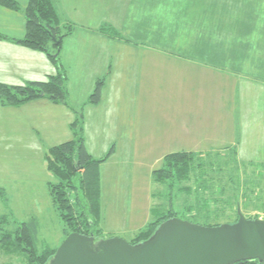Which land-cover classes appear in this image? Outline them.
<instances>
[{
	"label": "crops",
	"instance_id": "0c3cea01",
	"mask_svg": "<svg viewBox=\"0 0 264 264\" xmlns=\"http://www.w3.org/2000/svg\"><path fill=\"white\" fill-rule=\"evenodd\" d=\"M17 1L23 8L20 12L0 6V34L15 40L22 39L26 32L24 9L28 0ZM196 1L163 0L161 3L162 0H55L61 22L76 27L73 34L64 39L59 59L68 77L69 104L75 108L81 107L94 91L97 80L103 77L105 79L101 101L98 105L87 104L83 110L86 149L93 158L99 160L101 153L109 150L111 145L114 148L113 154L124 148L128 150L127 153L136 154L139 160L146 158V153L168 152L158 156L157 164L161 166L164 157L173 153L172 151L234 144L241 154L244 144L249 149L255 144L259 147L260 142H264V20L261 17L264 13V0L262 4L259 1L260 5L257 0L248 2L251 7L248 12L249 20L246 22L243 18L238 22L236 18L242 16L240 4L228 15L227 22L234 19V30L238 35L244 36L245 27L252 34L251 42L230 44L231 48L238 51V55L228 52L229 55L221 59L218 56L204 59L198 57L197 47L164 50L155 48V36L159 34L161 38L166 29L162 27L163 21L172 22L175 19L168 6L176 5V8L179 3L182 5L181 11H192L191 6ZM203 2L205 7L207 2H215L220 11L219 18L222 17L224 0ZM152 24L156 32L146 37L151 33ZM248 25L254 33L247 29ZM106 26L119 29L128 43L131 36L142 40L139 45H135L138 49L134 51L124 47L119 54L116 53V47L118 50L123 48L119 45L124 40L111 39L100 33V28ZM156 26L160 28L158 31ZM231 26L232 24L220 20L221 33V27L228 31L232 29ZM224 45L227 47V44ZM187 52L190 54L181 55ZM166 64L174 68L178 66V75L184 74L183 69L186 72L189 70L192 88L197 91L192 97L202 99L199 109L196 108L198 112L180 114L174 119V125L169 123V116L151 115L150 109L144 106V97L139 95L134 98L133 94L129 96L130 90H141L147 85L151 86L154 78L158 80L160 72L167 69ZM57 73V67L46 54L0 39V83L24 85L45 81ZM217 76L226 78L222 85L216 79ZM155 84L159 87L163 84L166 86V81L162 82L160 79ZM217 94L222 96L219 97L218 105L212 99ZM203 100H208V103H203ZM204 106H208L211 112H207ZM81 109L82 107L76 110ZM212 111L220 113L216 117L217 122ZM220 117L226 119L227 123L220 125ZM75 119V113L68 106L52 103L47 98L32 101L19 108L0 107V130L10 132L9 137L16 140L14 144L21 150L23 161L29 166V169H20L15 164L14 175L8 180L14 179L17 183L24 179L20 189L25 184L34 188L36 182L47 186L49 179L52 181L54 178L47 172L44 155L49 147L73 140L70 124ZM111 139H114L112 144L108 142ZM150 162L151 158L141 167L157 166ZM262 163L264 166V162ZM156 170L148 171L150 181ZM38 178L44 180L40 181ZM101 183L103 194L107 182L103 183L102 173ZM150 196L153 198V193ZM150 211L151 207H148L147 212Z\"/></svg>",
	"mask_w": 264,
	"mask_h": 264
},
{
	"label": "rangeland",
	"instance_id": "374dc122",
	"mask_svg": "<svg viewBox=\"0 0 264 264\" xmlns=\"http://www.w3.org/2000/svg\"><path fill=\"white\" fill-rule=\"evenodd\" d=\"M259 1L261 4L263 3V0H257L258 5H260ZM202 2L203 0H197L196 4H192V11L186 9L181 11L180 7L182 5L178 2L176 8V5L168 6L173 17L175 19L178 18V20L174 19L172 22H167L169 20L163 21L162 27L164 26L166 29L163 30L161 38H159V34L155 36L157 39L155 40L157 44L155 48L164 50L197 47L199 58H216L218 56L221 59V57L229 55L228 52L232 53V55H238V51L231 48L230 44L253 41L251 40L252 34L245 29L246 27L244 28V36L240 34L239 36L234 30L236 27L234 19L231 17L232 19L227 22L228 15L232 10L235 11L239 4L242 9V16L236 17L238 22H241L242 18L244 22L248 21L249 7H251L248 2H252V0H224L225 8H220L222 10L221 18H219L220 11L216 8L215 2H207L208 7H205L206 4ZM161 3H163V0ZM232 16L234 17V15ZM261 17L264 20V13L261 14ZM220 20L221 22L226 21V24H232L230 27L232 29H228L227 31L221 27V33L219 28ZM156 27L158 31L159 27ZM250 28L251 26L248 25L247 29L250 30ZM150 29L151 33L146 35V37L152 35V32H156L153 24ZM251 33H254L253 30ZM161 40L162 44H160ZM141 42L142 40H137V38L131 36L129 43L125 40L124 43H120L119 46L123 48L118 50V47H116V53L119 54L124 47L132 48V50L136 51L138 48L135 45H139L138 43ZM224 44H227V47ZM189 54L187 52L181 55L187 56ZM166 67L165 72H160L158 80L154 78L151 81V86L147 85L141 90L132 89L129 96L133 94L132 97L134 98L139 95L140 97H144V106L150 109L149 113L151 115L155 117L160 115L169 116L171 118L169 123L174 125V119H177L180 114H187L190 111L192 113L198 112L199 103H202V99H193L192 97L193 93L197 91L192 88L189 70L186 72L183 69L184 74L178 75V72H180L176 68L178 66L174 68L166 64ZM101 79H104V77ZM160 79L162 82L166 81V86L163 84L159 87L155 84ZM216 79L220 81L221 85L226 80V78L219 76ZM136 91L138 93L137 96ZM216 96L212 97V99L218 105L220 103L219 97L222 96L219 94ZM87 101L81 105L83 110L84 106H87ZM203 103H208V100H203ZM81 107L75 108L72 106L75 110ZM203 108H207L208 110V106H204ZM207 112L211 111L208 110ZM212 113H215L214 119L216 121V117L220 113L216 111H212ZM219 121L220 125L227 123L226 119L223 120L221 117ZM9 134L10 132L6 133V131L0 130V240L3 232L2 227L6 231H13L20 223L36 219L39 223L38 231L40 232L39 247L41 249H47L48 247L57 249L73 230L68 228L66 223L61 219L59 211L54 207L53 200L50 197L48 183L54 181V179L52 181L49 179L45 187L43 183L40 185L36 182V187L31 188L32 186L25 184L22 189L20 188L24 179L17 183L14 179L8 180V178H11V175H14L13 169L15 168V164H18L20 169H29L28 164L23 161L21 150L14 144L16 140L11 139ZM108 142L112 144L114 139ZM259 145L258 147L255 144L247 149V145L244 144L241 152L242 156L234 144L207 145L194 147L190 150H180L200 153L207 158L205 159L207 163L205 180L207 183L203 179L200 182L197 181L196 178L199 177V174L196 177L192 176V181L181 183L182 187L190 186L193 188L191 195L182 194L177 189L170 194V191L165 186L156 184L153 181V177L152 181H150L148 171L158 169L160 166V164H157L158 156L168 152L146 153V158L139 160L136 154L127 153L128 150H124L123 148L116 154H112L114 156L111 155L107 158L112 150L111 145L109 150L104 151V153L102 152V155L99 157V159L107 158L100 166L102 181L103 183L107 182V185L104 187V193H101L103 214L101 228L106 230L105 239L110 238V236L116 237L115 235L120 234L121 236L117 237L126 241L132 240L133 234L138 233L141 227L155 219L151 212H147L148 207L152 208L161 204V212L166 211L170 206L168 201L171 199L174 200L177 213L182 217L188 206L195 205L199 199L202 200V203L207 198L211 202V207L209 208V212L211 213L206 212L205 209L203 217L196 220L201 224L206 222V219L203 218L207 215L211 216L207 221L212 224L234 223L238 220V208H240L247 219H264V166L261 165L264 162V142H260ZM45 157L46 154L44 155V163ZM149 158H151L150 163L153 166L157 164V166L154 168H142L141 165ZM45 166L47 169L46 163ZM47 172L50 174L48 170ZM38 179L40 181L44 180V178ZM78 182L79 178L77 177L75 178V183L77 184ZM204 187H207V189L203 190ZM152 193L153 198L150 196ZM1 245L0 264H28V256L26 254H6Z\"/></svg>",
	"mask_w": 264,
	"mask_h": 264
},
{
	"label": "trees",
	"instance_id": "16d2710c",
	"mask_svg": "<svg viewBox=\"0 0 264 264\" xmlns=\"http://www.w3.org/2000/svg\"><path fill=\"white\" fill-rule=\"evenodd\" d=\"M0 6L14 12H20L23 9L17 0H0ZM24 16L26 17V32L22 39H9L1 34L0 39L10 40L26 49L46 54L47 58L57 67L58 73L45 81L29 82L24 85L14 86L0 83V106L19 108V106L32 101L47 98L52 103L68 106L75 113L76 119L70 124L73 140L47 149L45 163L47 170L54 178V181L48 183L50 197L54 207L59 211L61 219L68 228L73 230L71 233L94 237L96 241L104 240L105 230L101 228L103 217L100 166L113 154L114 148L106 159L93 158L86 149L83 109L75 110L68 103V77L59 59L64 39L72 35L76 27L61 22L55 0H28ZM99 32L111 39L125 40L121 31L113 26L102 27ZM104 84L105 79L97 80L87 104L98 105L102 98ZM164 158L161 166L153 172V181L158 185L165 186L170 194L177 189L182 194L191 195L193 188L182 187L181 183L192 181V176L196 177L199 174V177L196 178L197 181L200 182L203 179L206 182L207 163L205 159L207 158L204 155L193 151H180L169 153ZM77 177L79 182L76 184L75 178ZM205 189L207 187L203 188V190ZM201 201L199 199L196 204L194 203L195 205L188 206L182 217L177 213L173 199L168 201L170 206L166 211L161 212V204L152 207L150 212L155 217L154 221H149L138 233L134 234L133 239L129 242L138 245V243L149 240V237L160 228L163 222L172 218H180L192 224L210 227L222 225L221 223L208 222L207 219L211 218L210 215L203 218L206 219V222L202 224L196 221L203 217L205 209L206 212H209L211 207V202L207 198L204 202L201 203ZM38 228L39 223L36 219L20 223L13 231H6L2 227L0 244H2L1 248L4 253L9 255L26 254L28 264H49L58 248L41 249L38 243L40 233ZM241 264H259V262L249 261Z\"/></svg>",
	"mask_w": 264,
	"mask_h": 264
},
{
	"label": "water",
	"instance_id": "95a60500",
	"mask_svg": "<svg viewBox=\"0 0 264 264\" xmlns=\"http://www.w3.org/2000/svg\"><path fill=\"white\" fill-rule=\"evenodd\" d=\"M237 211L236 223L217 227L172 218L138 245L71 233L49 264H264V219Z\"/></svg>",
	"mask_w": 264,
	"mask_h": 264
}]
</instances>
